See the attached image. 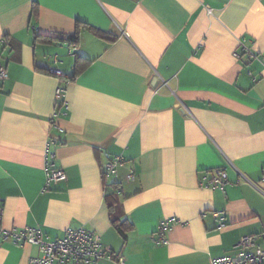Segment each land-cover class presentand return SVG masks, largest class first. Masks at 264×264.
I'll return each mask as SVG.
<instances>
[{
    "label": "crops",
    "instance_id": "1",
    "mask_svg": "<svg viewBox=\"0 0 264 264\" xmlns=\"http://www.w3.org/2000/svg\"><path fill=\"white\" fill-rule=\"evenodd\" d=\"M74 53L89 60L70 80ZM0 66V227L85 228L96 264H213L248 236L264 249V0H0ZM46 148L65 180L46 184ZM39 255L0 237V264Z\"/></svg>",
    "mask_w": 264,
    "mask_h": 264
},
{
    "label": "built area",
    "instance_id": "2",
    "mask_svg": "<svg viewBox=\"0 0 264 264\" xmlns=\"http://www.w3.org/2000/svg\"><path fill=\"white\" fill-rule=\"evenodd\" d=\"M245 54L253 56L249 48L242 49ZM239 57V53H236ZM55 63L57 60L55 59ZM53 72L57 76H64L61 69L55 68ZM7 76L6 69L0 66V79ZM64 93L63 88L57 89V96L61 97ZM46 184L49 182H57L66 179V172L56 167L54 154L46 148ZM123 160L122 156L114 157L107 165L106 169L113 177H117V167ZM131 177V176H129ZM134 178V176L132 177ZM213 188H224L228 183V175L225 170H215L214 179L210 181ZM2 207H0V220L2 219ZM224 212H218L219 224L225 226V222L221 216ZM178 222L175 216L168 217L161 223L160 233L164 234L174 224ZM0 237L11 239L18 244H38L41 255L31 257L29 264H96L105 256V251L101 247L99 236L95 232L85 228H68L65 233L55 239L50 240L48 236H44L39 227H25L24 229L7 230L0 227ZM236 247L240 250L237 256L218 258L213 264H264V249L256 244V236H248L242 239ZM113 257L112 255L109 256ZM123 259L120 260L122 264Z\"/></svg>",
    "mask_w": 264,
    "mask_h": 264
},
{
    "label": "trees",
    "instance_id": "3",
    "mask_svg": "<svg viewBox=\"0 0 264 264\" xmlns=\"http://www.w3.org/2000/svg\"><path fill=\"white\" fill-rule=\"evenodd\" d=\"M35 10L36 9H35V5H34L33 6V12L34 13H35ZM86 26H87V24H85L84 22H81V21L77 22L76 33H75L74 36L70 37V41H69V47L71 49L76 47L80 31H81V29L83 27H86ZM54 39L47 38V39H45V41L53 42ZM74 55H75V58H74V68H75L74 72L75 73H74V75L71 78H69L70 80L73 79L82 70L83 66H85L86 62L89 60L87 57H85V56H83V55H81L79 53H76V54L74 53ZM60 77H61L62 80L63 79L64 80L68 79L65 76H60ZM117 185L118 184L116 183V181H113L112 185H111L112 189L115 192L121 193L122 189L119 188ZM114 203L115 202H113L111 199L108 202L109 208H110L111 219H112V225H113L114 229L122 236L124 241H126L127 235H128V231H130L132 229L133 224L132 223H128V221L121 219V209L118 206H115Z\"/></svg>",
    "mask_w": 264,
    "mask_h": 264
}]
</instances>
